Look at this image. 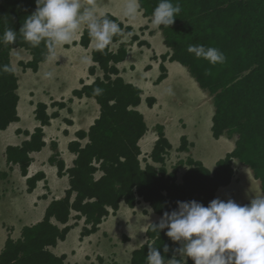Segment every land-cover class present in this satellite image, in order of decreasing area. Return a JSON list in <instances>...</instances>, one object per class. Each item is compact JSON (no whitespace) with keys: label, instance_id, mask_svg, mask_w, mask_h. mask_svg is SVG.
<instances>
[{"label":"trees","instance_id":"trees-1","mask_svg":"<svg viewBox=\"0 0 264 264\" xmlns=\"http://www.w3.org/2000/svg\"><path fill=\"white\" fill-rule=\"evenodd\" d=\"M179 4L181 12L170 27L161 26L163 43L170 53L161 55L159 83L166 76L164 62L169 59L184 65L199 87L211 97L214 105L212 116V136L218 139L227 134L236 135L234 148L216 161L214 169H207L202 162L192 157L179 159L169 171L165 161L172 145L165 136L163 126L155 124L154 146L149 152L152 163L142 166L139 156L140 139L149 130L145 119L136 108L141 102V91L120 76L117 64L127 55V43L122 42L116 52L91 50L93 64L88 68L95 76L90 84H84L72 91L74 97L94 98L99 104V115L88 130L75 132L77 139L68 144L76 155L72 166L65 168L59 157L57 144L52 143L53 154L49 163L57 167L59 176H68L65 195L52 199L45 208L40 221L22 226L19 236H7L0 248V264H66V255H57L54 248L63 241L77 221L82 220L79 238L96 233L100 224L115 214L120 204L134 208L139 200L149 204L160 219L164 212L177 210V201L195 200L207 206L214 199L219 188L229 185L234 176L233 160L247 165L264 191V0H171ZM140 11L151 17L159 0H139ZM36 10L35 0H0V37L6 28L17 33L14 44L0 42V129L5 130L19 120L17 114V76L10 67V52L22 48L31 58L18 61L22 70L37 71L45 62L47 48L42 42L32 47L20 34L25 18ZM121 27V34L113 41L121 40L129 33L131 26L106 14ZM90 37L86 28L79 43L87 48ZM147 45L132 35L130 42ZM204 45L222 52L225 62L209 64L197 59L187 51L189 45ZM13 68V67H12ZM101 89L94 94V89ZM153 104V98H147ZM59 109L64 103L54 102ZM35 118L39 126L18 145H8L5 149L6 162L18 165L23 176H27L32 158L30 154L45 146L43 126L49 124L57 112L47 113V105H35ZM19 132V131H17ZM86 139L84 144L80 140ZM187 139L181 137L176 148L187 150ZM155 164H158L156 166ZM180 177L177 173L182 170ZM100 172L98 177L96 173ZM44 174L36 172L26 179L27 191L32 192ZM247 205H250L249 203ZM74 213V214H73ZM73 219L74 222L69 223ZM160 219L150 223L146 230V242L132 251L129 264H146L149 245L160 252L165 264L181 257L174 250L183 242H173L158 228ZM156 227V231H153ZM165 246L168 251H165ZM187 264H194L186 258Z\"/></svg>","mask_w":264,"mask_h":264},{"label":"rangeland","instance_id":"rangeland-1","mask_svg":"<svg viewBox=\"0 0 264 264\" xmlns=\"http://www.w3.org/2000/svg\"><path fill=\"white\" fill-rule=\"evenodd\" d=\"M125 3L126 0H94L97 11L106 9L102 13L109 11L119 21L123 22L122 9ZM130 22L134 23V20L128 19L127 24H130ZM149 25L152 27L151 23ZM84 28H86V25L81 27L77 33V38L80 37ZM153 32L157 33L158 41L164 47L160 30L154 29ZM89 44L92 48L94 47L92 42ZM112 45L113 43L110 44L109 48ZM114 47V51H116V46ZM143 54L144 52L141 54L139 52L131 53V55L137 57L139 63L143 61ZM57 56L65 61L59 67H55L52 62L48 61L45 64L40 63L37 71L31 69L23 71L17 61L29 60L31 58L30 54L22 48H15L10 52V63L17 76L18 101H20L21 111L28 117L26 119L28 125H31L32 121H34L30 101L33 103L38 101L44 102L49 98L48 95L52 94L53 97H56L62 90L70 88L75 84L73 81L74 71H69L68 67V61L73 56V53L58 47ZM127 57L128 54L125 58ZM176 63L183 73L180 74L177 68L169 66V78L164 83L163 88L157 91V101L160 102L162 108L160 119L161 121H165L166 118H170L167 124V133L173 148L170 150L165 161V166L169 171L179 159L184 160L186 157L203 160L205 163L209 161L213 162L216 158L223 157L226 148L228 150L232 148V145L229 146V143L226 141L225 136L232 140L236 137L235 134L231 136L224 134L219 139H214L209 129L205 130L208 116L207 109L209 106L214 107L212 97L198 86L196 80L190 75L184 65L179 62ZM137 67L138 64H135L133 69L136 70ZM76 68L83 71V67L81 66ZM46 72H52V78H45L44 74ZM119 72L121 74V71ZM144 97L145 93L143 92L141 93V101H143ZM202 97H205V100L210 101V103L206 102L203 106L195 108L196 102L201 101ZM92 101H95V99L92 98ZM94 103V112H98L99 104L96 101ZM80 113L83 116L93 114L92 105H87ZM190 118H192V121H190ZM144 119L149 129L148 132L155 133L153 126L156 123H151L146 118ZM182 124H184L183 129H181ZM14 128L8 126L5 130L0 129V149H2V152H0V235H4V238L0 241V248L3 246L7 235H11L10 237L13 238L17 237L22 226L33 224L43 216L40 208L38 210H31L26 204L27 197L30 198L31 195L25 190L26 184L19 174L20 169L18 165H15L17 169L15 172L13 170L10 172L9 165H6L4 148L6 145H13V141H17V133L14 134ZM180 133L185 135L188 141L186 151L176 149L180 144ZM27 138L25 137V139ZM139 159L142 162L141 165H144L146 161L152 163L149 155L144 157L141 153ZM232 166L234 176L231 183L219 188L214 199L218 198L224 202L233 200L240 206H246L248 203H251L252 199H255L259 195H264L260 182L253 177L251 169L247 165L234 159ZM182 171L183 169L177 173L179 177ZM66 186L67 189L69 185ZM44 187L47 188L46 186ZM65 190L64 194L59 198L64 197ZM34 214L39 215L40 218L35 220ZM157 219H160L159 215L154 213L149 204L142 200H139L134 208L121 203L119 210L115 214H110L100 224V229L96 233L86 236L81 240L79 232L83 224L82 220H79L70 229L66 238L58 243L66 248L69 254H71V251L74 252L71 254L69 264H129L132 251L146 242L145 230L147 226ZM72 220L69 223H72ZM10 230L12 231L8 233L7 231ZM100 230L102 231L99 233ZM98 233L99 236L96 237L95 235ZM80 243L84 245L81 246ZM77 245H79L78 248ZM82 248L84 250L83 256L80 253V249Z\"/></svg>","mask_w":264,"mask_h":264},{"label":"clouds","instance_id":"clouds-1","mask_svg":"<svg viewBox=\"0 0 264 264\" xmlns=\"http://www.w3.org/2000/svg\"><path fill=\"white\" fill-rule=\"evenodd\" d=\"M35 2L36 10L25 18L20 34L32 47H39L43 42L47 48L46 59L50 62L57 59V48L70 45L82 26L86 25L94 48L101 52L110 46L114 36L121 34L117 22L97 12L94 0ZM180 12L178 3L174 5L171 0H159L152 12L151 25L154 29L170 27ZM139 14V0H126L122 9L123 17L135 20ZM132 32L124 33V36ZM16 39V31L8 27L0 37V42L9 45L14 44ZM122 39L117 40L120 41L119 45L126 43ZM134 42L137 41L127 43V50ZM187 51L213 66L225 62L224 54L213 47L189 45ZM3 68L6 72L13 71L8 65ZM44 75L45 78H52L53 73L46 72ZM101 91L96 88L94 94H100ZM17 134L26 136L24 131ZM176 203L177 210L164 212L158 225L160 230L167 229L165 235L171 241L183 242L182 247L174 250L181 258H173L168 264H187L186 258H191L194 264H264V195L252 199L250 205L246 206L218 198L211 200L207 206L195 200ZM152 230L156 231V227ZM164 250L168 251V247L165 246ZM146 264H165L160 252L152 244L149 245Z\"/></svg>","mask_w":264,"mask_h":264},{"label":"crops","instance_id":"crops-1","mask_svg":"<svg viewBox=\"0 0 264 264\" xmlns=\"http://www.w3.org/2000/svg\"><path fill=\"white\" fill-rule=\"evenodd\" d=\"M105 10L106 9H103L97 12L102 13ZM104 14H110L114 16L115 18H117L113 13L109 11L105 12ZM127 22H128V19L124 17L123 23L125 25L131 26L133 32L131 34H126L123 37L122 41L129 43L130 36L132 34H137L140 37L139 40L144 41L147 45L139 46L137 42H134L132 45L128 46V53H127L128 57L125 58L122 62L118 63L117 67L121 71V76L126 82L131 83L134 86H136L141 91V93L143 92L145 93V97L143 98V101H141V103L137 107L138 111L142 113L143 117L146 118L151 123L162 125L165 136L171 143L169 135L167 133V124L169 123L170 118H166L165 121H161L160 119L162 108H161L160 102L157 101V94H158L157 91L163 88L164 83L169 78V66L173 68H177L180 74L183 73V71L176 62H173L167 59L164 62L165 64L164 66L166 68V76L159 83H156V80L158 79V76L161 73L160 66H159V64L161 63V55H164V54L166 55L167 53H170V49L163 43V36H162V43L164 47L159 43L157 33H154L153 32L154 28L149 25L151 23V18L145 17L141 11L137 19L134 20V23L130 22V24H127ZM81 35L79 38H77V34H76L75 39L70 45L61 46V48L73 53V56L68 61V67H69V71H74L73 81L75 84H73L70 88H65L64 90H62L56 97H53L52 94L48 95L49 98L44 102L38 101V102L33 103L32 101H30V106H32V112H33V118H34L33 119L34 121H32L31 125L27 124L26 119L28 117L23 111H21L20 101H18L17 114H18L19 120L9 125V127L11 126V128L15 127L14 134L18 133L17 131L19 132L24 131L25 133L26 132L31 133L32 131H34L36 126L38 127L39 125V121L36 120L35 112H34L35 110L34 105L38 103H44L47 105L48 114H52L53 112L58 113L57 116H55L54 118H51L49 124L43 126V133H44L43 140L45 142V146L41 150L32 152L30 154L32 161L28 167L27 176H23L21 172L19 171V174L22 180H24L25 184H26V179L28 176H31L35 174L36 172H41L44 174V179L37 182L36 187L34 188L32 192L27 191V184L25 188L26 192L31 195V197L30 198L27 197V200H26V204L28 208H30L31 210H38L40 208L41 213L43 212V214H44L45 208L48 205V203L52 199H57L61 197L64 194V190L67 187L66 185H68L67 175L59 176L57 173V167L49 163V157L53 154L52 143L57 144V151L59 153V157L63 160L65 164V168L72 166V163L76 155L69 150L68 148L69 142L77 139L75 136V132L79 130H85V131L88 130L89 126L93 123V120L97 117L99 113V106H98V112H94V109H95L94 102L95 101H92V98H87V97L78 98L72 95V91L75 89H79L82 86V82H84V84H90L94 80V77H95V76L90 75L88 72L89 66L93 64L92 59L90 60V57H91V50L94 47L92 48L90 44L87 48L83 47L79 43ZM112 43L113 45L110 47V50L112 49L111 51L116 52L120 46L119 45L120 41H117V42L112 41ZM114 46H116V51H114L115 49ZM132 52H139V54L144 52L143 61L139 63L137 60V57L131 55ZM84 58H87L86 62ZM46 62H48V60H46L42 64H45ZM64 62L65 61L61 57L57 56V59L52 63L54 64L55 67H59V65ZM125 63H129V64H125ZM135 64H138V67L136 70L133 69ZM78 66L83 67V71L77 70L76 67ZM147 98H153L154 102L151 106L147 104L146 102ZM54 102L64 103L65 107L59 109L58 107H55L52 105V103ZM206 102L210 103V101L205 100V97H202L201 101L196 102L195 108H199L203 106L204 103ZM87 105H92L93 114H88L87 116H83L80 113V111ZM207 111H208L207 126L205 125V130L209 129V132L212 135L211 126H212V116L214 114V107L209 106ZM190 121H192V118H190ZM183 128H184V124L181 125V129ZM180 135L181 136H180L179 141L181 143V137L183 136L186 137V136L183 135L182 133H180ZM16 137H17V141H13V145L20 144L25 139V137H28V136L27 135L25 136L24 134H19V135L16 134ZM156 137H157L156 132L150 133L147 131L145 135L140 139L139 144H140L141 152L144 157L149 155V152L154 146ZM225 138H226V141L229 143V146L232 145V148L230 150L226 148L225 152L223 153V157L227 152H230L234 148V144L236 140V137L234 140L227 138V136H225ZM85 142L86 140L81 141L82 144H84ZM7 146L8 145L5 146L4 152ZM0 152H2V149H0ZM223 157H218L216 158L215 161L213 162L209 161L207 163H205L203 160H198V159H195V160L202 162V164L207 169L212 170L214 169L216 165V161ZM6 165L7 166L9 165V170L11 169L10 172L12 170L14 172L17 171L15 165L10 166V164H8L7 162H6ZM44 186H46L47 188H45ZM33 217H35L34 218L35 220L40 218V216L37 214H34ZM72 222H74V220H72ZM99 229H100V226H99ZM102 230H100L99 233ZM11 231L12 230L7 231V232L9 233ZM99 233L95 236L96 237L99 236ZM7 236H11V235H7ZM3 238H4V235L1 234L0 241ZM80 245L83 246L84 244L80 243ZM78 247L79 245H77V248ZM51 250L57 255L65 254L66 264L70 263L71 254L74 253L73 251H71L70 252L71 254H69V251H67V249L62 247L61 244L59 243L54 248H51ZM80 253H81V256L84 255L83 248L80 249Z\"/></svg>","mask_w":264,"mask_h":264},{"label":"built area","instance_id":"built-area-1","mask_svg":"<svg viewBox=\"0 0 264 264\" xmlns=\"http://www.w3.org/2000/svg\"><path fill=\"white\" fill-rule=\"evenodd\" d=\"M142 163V162H141ZM145 164V163H144ZM155 165H158V164H155ZM143 166V164H142ZM100 175V172L96 173L95 176L98 177ZM66 263V262H65Z\"/></svg>","mask_w":264,"mask_h":264}]
</instances>
